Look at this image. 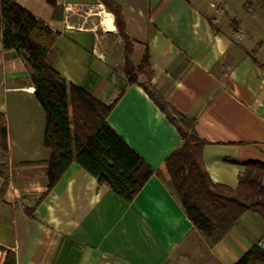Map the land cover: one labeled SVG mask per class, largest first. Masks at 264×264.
Returning a JSON list of instances; mask_svg holds the SVG:
<instances>
[{
	"label": "crops",
	"instance_id": "0c3cea01",
	"mask_svg": "<svg viewBox=\"0 0 264 264\" xmlns=\"http://www.w3.org/2000/svg\"><path fill=\"white\" fill-rule=\"evenodd\" d=\"M11 1L57 33L55 70L101 103L115 104L109 126L159 170L182 139L143 88L129 84L115 16L99 0ZM113 1L133 42V64L148 52L152 83L195 120L206 142L203 161L212 181L236 189L243 164H264V0ZM234 19L240 36L230 26ZM34 91L0 36L10 175L6 188L0 177V247L13 251L17 264H235L252 247L264 249V220L252 212L209 246L156 175L131 204L76 163L49 191L46 116ZM29 162L42 164L22 166Z\"/></svg>",
	"mask_w": 264,
	"mask_h": 264
},
{
	"label": "trees",
	"instance_id": "16d2710c",
	"mask_svg": "<svg viewBox=\"0 0 264 264\" xmlns=\"http://www.w3.org/2000/svg\"><path fill=\"white\" fill-rule=\"evenodd\" d=\"M99 1L115 16L118 34L125 47L124 74L129 84L143 88L169 123L176 127L182 143L155 172L109 126L108 118L115 104L101 103L55 70L57 33L19 4L0 0L3 49L14 52L22 61L34 87L35 98L46 116L44 146L51 151V158L45 163L48 190L76 163L99 185L109 187L116 196L131 204L149 179L156 175L211 247L220 243L245 213H255L264 220V164H243L244 172L238 178L236 189L214 183L204 165L206 142L196 134L195 120L177 112L152 83L154 73L148 52L139 65L133 64L130 58L133 42L126 33L121 7L113 0ZM48 3L56 6L55 0H48ZM208 21L219 33V27L210 18ZM230 26L236 36L241 35L239 20L234 19ZM248 54L260 66L254 53ZM8 153L7 121L0 112V177L5 188L10 183L9 168L4 162ZM39 164L42 163L29 162L22 166ZM25 211L33 216V209ZM0 251L6 253L3 264H17L13 251L3 247ZM235 264H264V249L258 245L252 247Z\"/></svg>",
	"mask_w": 264,
	"mask_h": 264
},
{
	"label": "bare ground",
	"instance_id": "6f19581e",
	"mask_svg": "<svg viewBox=\"0 0 264 264\" xmlns=\"http://www.w3.org/2000/svg\"><path fill=\"white\" fill-rule=\"evenodd\" d=\"M112 23L113 22H112V19L111 18H105L103 24L105 25L106 28L108 26V29L112 30L113 29ZM106 24H107V26H106Z\"/></svg>",
	"mask_w": 264,
	"mask_h": 264
},
{
	"label": "built area",
	"instance_id": "2783aa9c",
	"mask_svg": "<svg viewBox=\"0 0 264 264\" xmlns=\"http://www.w3.org/2000/svg\"><path fill=\"white\" fill-rule=\"evenodd\" d=\"M5 255H6L5 252H3V251L1 252V251H0V264H3L4 259H5V258H4Z\"/></svg>",
	"mask_w": 264,
	"mask_h": 264
}]
</instances>
